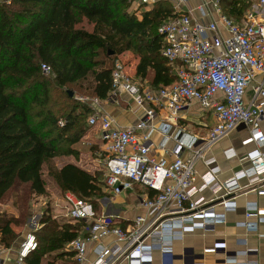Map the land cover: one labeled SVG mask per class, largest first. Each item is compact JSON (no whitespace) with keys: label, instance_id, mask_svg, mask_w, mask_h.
I'll return each mask as SVG.
<instances>
[{"label":"built area","instance_id":"obj_1","mask_svg":"<svg viewBox=\"0 0 264 264\" xmlns=\"http://www.w3.org/2000/svg\"><path fill=\"white\" fill-rule=\"evenodd\" d=\"M128 2L133 0H126ZM150 5L155 0H136ZM224 0H208L197 8L206 16V7L217 13L225 37H220L214 22L202 24L192 15L193 9L182 11L187 0H177L175 12L158 27L163 47L160 51L172 69L176 81L168 87L151 89L141 82H133L120 59L113 63L111 84L104 102L118 104L121 95H127L132 112L143 111V117L133 125L119 127L103 112L94 110L87 119L89 127H98L103 148L102 189L109 197L136 192L138 187L147 191L140 198L144 214L137 216L129 229L115 225V217L95 213L91 203L67 192L63 201L67 217L73 223H85V234L70 243L76 264H87V246L97 242L94 260L89 264H152V253L158 251L163 263L172 254V245L185 235L196 231L208 233L218 224L226 223V215L236 208L235 196L251 189L264 196V134L260 123L264 120V0H256L240 22L225 17L221 10ZM43 74L50 68L41 66ZM260 76L252 88L248 102L245 95L249 86ZM89 106H98V98H78ZM196 103L201 112L211 113L214 124L205 135L189 134L178 125L181 112ZM157 110L166 118L154 125ZM63 126V122H59ZM244 126L249 130L243 145L254 149L247 154L251 163L224 182H218L211 170L197 178L195 164L203 160V152L226 139ZM157 133L161 140L157 146L151 137ZM173 146L167 149L168 143ZM248 143V144H247ZM156 150L162 151L157 156ZM224 157L234 155L233 150L223 152ZM169 158L171 160H169ZM246 180L242 186L240 182ZM208 190L213 196L193 198L195 193ZM216 207L221 211L217 212ZM255 214L264 222V209L255 204L246 206L245 217ZM248 222L238 226L249 229ZM255 225V224H254ZM34 223L31 227L36 229ZM113 237L108 245L99 244L101 238ZM222 242L204 250L205 254L225 249ZM37 248L33 232L20 244L18 261ZM5 252L0 248V255ZM240 254V253H238ZM237 254V255H238ZM243 256L249 250L241 252ZM236 264H258L257 261L237 262L236 255L228 257Z\"/></svg>","mask_w":264,"mask_h":264},{"label":"trees","instance_id":"obj_2","mask_svg":"<svg viewBox=\"0 0 264 264\" xmlns=\"http://www.w3.org/2000/svg\"><path fill=\"white\" fill-rule=\"evenodd\" d=\"M245 10L240 0L222 3L223 13L236 21ZM171 16L161 2L136 15L126 0H0V206L12 201L17 209L16 216L0 214L1 247L11 248L18 237L13 227H23L31 201L45 195L44 165L79 155L76 145L86 135L91 108L73 98L74 90L90 79V96L105 100L114 60L125 52L138 58L135 77L152 89L176 81L160 54L158 34ZM42 65L53 77L43 74ZM48 176L62 195L70 192L100 212L107 195L99 174L66 164L48 169ZM38 223L37 248L25 264H41L47 255L74 258L63 251L84 231V222L59 223L45 208Z\"/></svg>","mask_w":264,"mask_h":264},{"label":"crops","instance_id":"obj_3","mask_svg":"<svg viewBox=\"0 0 264 264\" xmlns=\"http://www.w3.org/2000/svg\"><path fill=\"white\" fill-rule=\"evenodd\" d=\"M207 1L208 0H187V3H185L184 7H182V11L193 9L192 15L195 19L199 20L202 24L205 25L214 22L217 26L218 35L220 37H225L226 32L222 28L221 24L218 23L219 17L211 6L208 5L206 7L208 13L206 16H201L199 11L197 10L199 6H201L204 2ZM240 1H242L246 5L245 12L247 11V9L251 7L252 4L256 3V0H240ZM158 2L166 3L173 15V13L175 12V5L177 0H155L154 3L150 5H140V6L143 7L144 9L143 11H146L152 9ZM222 3H221V10H222ZM145 6L148 7L145 8ZM223 15L227 17L224 13ZM242 18L238 21L232 18L229 19L235 22H240ZM125 54L130 55L129 52H125L120 56H118L116 59L121 60ZM131 59L133 64L131 67H127L128 69L127 73L131 76L132 81L135 83L141 82L144 83L146 86L150 87L147 81L135 77V68L136 65L138 64V58L133 57ZM128 63L129 62H125L126 65H128ZM260 80L261 77L258 76L247 89L245 95L246 102H248L252 96L253 86L256 83H258ZM104 101L105 100H101V103L98 106H93V107L90 106L91 113L94 110L98 112H103L107 114L112 119L114 124L119 127L124 128L133 125L136 122H138L144 115L142 110L136 112H132L130 110V100L127 95L119 96L118 104L108 103ZM156 112H157L156 118L153 121L154 125H158L161 121H163L166 118V114L162 110H157ZM197 116L204 119L207 116L208 119L206 122L202 121V124L193 122V120ZM175 123L184 127L189 134L201 135L199 132L205 129L206 131L203 134L205 135L208 129L214 124V119L212 118L211 113H203L201 112L198 104L191 103L187 109H184L183 112H181L179 119ZM198 127L199 130L196 131L195 128ZM92 129L96 130V132L99 133L98 127H93ZM260 129L264 134V120L260 123ZM248 136H249L248 128L241 126L237 130L232 132L226 139H223L222 141L213 145L208 150L204 151L203 160H211L212 164H210V166H205L202 160L197 161V163L195 164L197 178L194 183V187L200 188L202 185V181L200 178L211 170L217 176L218 182H224L225 180L231 178L233 173L240 170L248 169L251 166V163L247 158V154L254 149V146L252 145H243V141H245L248 138ZM160 140L161 138L157 133H155L151 137V143L153 144V146H157ZM172 146H173L172 142L168 143L167 149L172 148ZM226 150H233L234 155L231 156L230 158L224 157L223 152ZM156 153L158 157L162 155V151L160 150H156ZM169 160L171 159L169 158ZM67 164H71V163H67ZM240 184L244 186L247 184V182L246 180H242ZM142 195L144 196L145 194L141 193L140 190L138 189L134 193L126 192L117 197H109L107 195V197H105L99 202V205L103 204L105 206V209H103L100 205L99 213H104L107 215L114 216L115 222L118 223L116 226H119L123 230L129 229V227L132 225L133 220L137 216H141L144 214V210L140 206V198L142 197ZM41 197L43 196L35 197L33 202L37 199H40ZM198 197H204V199L206 200H210L213 198V196L208 190H205L202 193H195L193 195V198H198ZM235 197H236L235 198L236 208L233 212H230L226 215L225 224L215 225L212 231L208 233H203L201 231L189 233L185 235L182 240L175 241L172 245V254L169 258H167V260L164 261V263L160 253L158 251H154L152 253V259H153L152 264H236L235 262L228 261L227 259L228 257H233L234 255H236L237 262L255 260L257 261L258 264H264V222L262 221L258 222V216L255 214H252L248 220L245 217L246 206L249 204H255L259 209H264V196H258L254 191L248 188L245 189L244 192L236 194ZM33 202L30 205V210L25 225L23 227H13V229L18 233V237L11 246V248L9 249L4 248L5 252L0 255V264H25L24 259L27 256L23 259L22 262L18 261L20 244L25 240V236L29 232H33V235L35 237L34 233L37 231L38 228H40L38 223L39 218L42 215V212L44 211V209L42 208L40 210V213H37L36 207L38 205H36ZM9 203L12 204L13 209H15L16 211V213L14 212L10 215L16 216L17 209L12 201H9L7 204L1 205L0 207L7 208ZM215 209L217 212L221 211L220 207H216ZM5 212H2L0 214H3ZM242 222H248L250 224L249 229L238 226V224ZM34 223H36L37 227L35 230L31 231V227ZM26 225L30 227V229L26 230L25 229ZM72 225L75 224L72 223ZM84 234L85 231H82L80 232L79 236H82ZM113 239L114 238L111 236L101 238L99 244L102 245L111 244L114 241ZM218 242L224 243L226 245L225 249L218 250L216 251V253H212V254L204 253L205 249L211 248L214 244ZM96 244L97 242L95 243L92 242L89 243L87 246V256H86L87 264H89V262L94 260L95 257L94 248ZM0 248L3 247L0 246ZM246 250H249V254H247V256H243L241 252ZM63 252L67 254L74 253L70 248V243H68L65 246ZM47 263L76 264L72 255L71 256L65 255L63 257H59L56 259H53V257L47 255L42 259L41 264H47ZM120 264H125V263H120Z\"/></svg>","mask_w":264,"mask_h":264},{"label":"rangeland","instance_id":"obj_4","mask_svg":"<svg viewBox=\"0 0 264 264\" xmlns=\"http://www.w3.org/2000/svg\"><path fill=\"white\" fill-rule=\"evenodd\" d=\"M128 12L131 14H140L142 12H144L143 7L140 6V4L136 1H130L128 2ZM148 6H145V8ZM81 27H83L84 29L90 31L92 29V26L90 24L84 23ZM130 53V52H129ZM108 56V55H107ZM113 56V55H112ZM135 58L136 56H134L133 54L130 53L129 54H125L124 57L121 59V61L123 63L125 62H129L128 65H126V71L128 72L127 67H131L133 62L132 59L133 57ZM111 57V56H108ZM127 58V59H126ZM137 58V57H136ZM47 77H53L50 72L48 74H45ZM81 90H74V95L73 98L75 100L78 101V98H92L90 95V79H88L84 84L80 85ZM197 115V114H196ZM206 115V114H205ZM208 119V117L206 116V118H200V117H195V119L193 120V122L202 124L203 122H206ZM85 129H86V135L81 139V141L76 145V148L78 150V157L74 158V157H56L53 160H50L47 164L44 165L43 167V179L45 181V187H46V193L43 197H41L40 199H37L33 202V200L31 201L35 203L36 205H38L36 208V212L40 213V210L43 208H48L49 209V213L50 216L52 217V219H55L57 222L62 223V224H69L71 222V224L73 223L66 215V210L64 207V201H63V197L64 195H62V193L60 192L59 188L57 187V185L54 183V181L48 176V169H59L61 168L63 165L67 164V163H71L76 165L77 167H79L80 169L87 171L91 174L95 173V174H99L100 175V179H102V160H103V148L101 145V141L99 139V133L96 132V130L92 129L91 127L87 125H85ZM196 131L199 130L198 128H195ZM205 129L201 130L199 133L201 135H203L205 133ZM141 193H147L146 190H144L143 188L138 187ZM101 207L103 209H105V206L103 204H100ZM94 210V209H93ZM9 213H6V212ZM11 211V212H10ZM5 212V214H12V213H16L15 209H13L12 204L9 203L8 207H0V213ZM95 213H97L94 210ZM99 213V212H98ZM12 216V215H11ZM37 221V220H36ZM77 224V223H74ZM28 225V224H27ZM25 226V229L28 230L30 229V227ZM34 229H32L31 231H33Z\"/></svg>","mask_w":264,"mask_h":264},{"label":"water","instance_id":"obj_5","mask_svg":"<svg viewBox=\"0 0 264 264\" xmlns=\"http://www.w3.org/2000/svg\"><path fill=\"white\" fill-rule=\"evenodd\" d=\"M113 55V52H109L108 53V56H112ZM71 97H72V94H69Z\"/></svg>","mask_w":264,"mask_h":264},{"label":"bare ground","instance_id":"obj_6","mask_svg":"<svg viewBox=\"0 0 264 264\" xmlns=\"http://www.w3.org/2000/svg\"><path fill=\"white\" fill-rule=\"evenodd\" d=\"M248 144V143H247Z\"/></svg>","mask_w":264,"mask_h":264}]
</instances>
